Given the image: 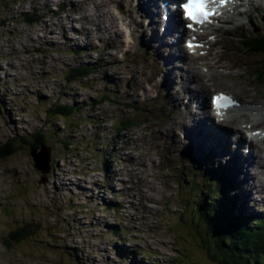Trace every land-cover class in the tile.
I'll return each mask as SVG.
<instances>
[{"label":"rangeland","instance_id":"rangeland-1","mask_svg":"<svg viewBox=\"0 0 264 264\" xmlns=\"http://www.w3.org/2000/svg\"><path fill=\"white\" fill-rule=\"evenodd\" d=\"M60 1L65 9L53 15ZM137 2L122 0L125 19H121L118 0H0V146L12 141L15 148L0 159V264H213L210 254L198 249L202 236L196 231L204 228V222L195 203H202L205 210L211 205L221 219L246 231L261 229L264 201H242L239 180L247 190L257 186L264 177V157L258 167L263 174L242 176L235 161L224 164L227 157L235 158L232 141L238 134L234 131L222 160L215 151L201 154L200 143L193 141L198 136L195 129L189 142H183L186 146H179L166 127L176 124L178 134L194 128L196 124L184 125L183 119L190 113L196 118L208 113L213 91L264 102V82L257 85L249 76L260 59L236 43L241 34L264 31V0L245 1L238 15L228 14L219 29L218 23L211 27L219 36L209 37L214 42L211 51L206 56L197 51L191 60L181 57L180 67L168 55L172 46L167 43L172 40L162 37L160 28L156 33L150 15L139 10L137 24L132 13L138 10ZM35 9L38 15L51 14L28 24L22 11L32 14ZM111 15L114 26L107 20ZM156 17L161 19L160 14L155 21ZM46 19L50 25L44 24ZM57 25L68 30L70 40L61 46L54 44L63 40ZM73 31L89 40L80 38L81 43L73 46L69 37ZM151 33L157 40H150ZM48 37L51 44L44 43ZM183 38L178 48L183 47ZM90 42L91 50L85 51ZM24 47L32 50L26 52ZM224 51L226 59L215 61L222 66H207ZM112 56L119 62H111ZM82 66L90 68L86 76L76 74L81 76L79 85L66 79L73 68ZM114 68L127 74L111 77ZM199 72L208 85L205 112L190 94ZM68 80L71 84L63 87ZM128 84L133 85L129 91ZM63 103L81 109L67 119L52 115L49 107ZM238 108L219 127L232 130L242 125L243 132L264 129V121L252 119L249 107ZM241 115H248L246 123L241 124ZM122 120L132 124L123 127ZM242 131L241 152L256 150ZM42 134L45 142L32 146ZM194 146L199 156L191 155ZM45 147L49 168L42 173L32 156ZM141 161L145 167L137 168ZM229 170L236 175L232 187ZM96 183L102 188L94 194L98 198H90L86 189ZM17 229H23L24 236L9 239L5 246L6 233ZM212 237L206 235L209 244Z\"/></svg>","mask_w":264,"mask_h":264},{"label":"bare ground","instance_id":"bare-ground-1","mask_svg":"<svg viewBox=\"0 0 264 264\" xmlns=\"http://www.w3.org/2000/svg\"><path fill=\"white\" fill-rule=\"evenodd\" d=\"M129 1L132 2V3L134 2V0H129ZM121 2H122V0H118L117 6L119 7L121 19H125V16L123 14V11L121 10ZM101 4H102V1L100 2L99 5H101ZM136 7L138 8V10L137 9H133V12L132 13H133V16L137 20V24H138V19H137L138 18V13H139V10H140L143 13H145V14L147 13V14L150 15L151 22L153 21L152 22V25L154 23L155 29H156V33H158L157 28H158V25H159V21L160 20L156 17L157 21H155V18L154 17H155V15H157V12H159L161 10V6H159V0H144V1L143 0H138ZM104 18H105L104 17V14H100V19L103 20ZM109 18H110V23H112L113 26H114L115 17L113 15H111V16H109L107 18V20ZM174 18L176 20H181L180 17L177 14H174ZM113 26H108V28H111ZM59 29H60V32H59L60 33V36L63 38V40L62 41L61 40L55 41L54 44L55 43H59L60 46H61V45H64V42L66 40L67 41H70V40L67 39V37H68V34H67L68 33V30L65 29V28H63V27H59ZM180 30H183V31L187 32V30H184V25L182 23H180V24H178V27H177L176 30H175V27H169L165 33H161V34H162V37L170 38L173 35H175L176 33H178ZM96 34H99V33L96 32ZM249 34H250V32H249ZM49 39H50L49 37L46 38L44 40V43H50L51 44V42H50ZM153 39H156V38L151 33L150 40H153ZM32 42H34V39L32 40ZM167 45L172 46L173 53H172V51L170 49H168V55L170 56V58L172 60L179 61V64H178L179 67H180V61L184 60L181 57H183V58L188 57V59H190V60L195 57L193 55H186V54H184L180 50V48H178V43H172L171 42V44H168L167 43ZM88 46H93V45L90 42V43H88ZM160 46H163V45H161L159 43V47ZM23 49H25L26 52L32 50V49H30V47H24ZM27 49H30V50H27ZM220 58H224V57L223 56H219L218 59H220ZM145 59L148 60L149 58L146 57ZM111 62L118 63L119 60L115 56H112ZM190 63L192 64V61ZM202 64H205V63H202ZM76 68H78V67L73 68V70H76ZM154 69L156 70V75H158L159 74V70H157L156 67ZM84 70H85L84 71L85 73H83L81 75L86 76V74H89V72L87 71L88 69H84ZM65 72H67V70H65ZM204 72H207V70L204 71ZM113 73H114V75L110 74L111 77H114L116 75V73H117V75H119V74L126 75L127 74L123 69L119 70L118 68H114L113 69ZM199 75L202 77V73H200V72L198 73V76L197 77H199V78H197L196 84L193 86L192 92L190 94L192 95L193 99H196V102H197L199 108L203 112H205V109H204L205 108V104H206L205 95L207 94L208 85H207V83H205L201 79V77ZM212 76H213V74L210 73V77H212ZM80 77L81 76L74 75V76H71L70 79L73 78L75 80L74 83H77V82H79L81 80ZM130 78H131V80L134 81V85L136 86V88H140L141 87L139 85V82L136 79H134L132 77H130ZM190 78H192V77H190ZM182 79H183V77L180 80H182ZM201 80L204 83L199 84V82ZM70 84H71V80H68L67 84L66 85H63V87H67ZM77 85H79V83H77ZM1 98H3V100L5 99V97L2 94H1ZM136 99H137V94H136ZM260 105L261 106H258V103H252L251 101H249L247 99L244 100V101H243L242 98L240 99V106L242 108L243 107H249L247 109L250 111V115L252 116V119L257 116V117H259L260 120L264 121V114H263L264 112L262 113V110L264 109V103L262 102ZM209 107H210V105H209ZM238 109H240V108L237 107L235 109H232L227 114V117L231 113H233L235 110H238ZM206 112H208V111H206ZM6 113L8 114V116L10 115V112H8V111H6ZM210 117H212V116H210ZM210 117H209V114L208 113H203V115L200 116V117H198V118L194 117L192 113L187 114V116L183 119V124L184 125L185 124H188V125H195L196 124L194 128H192V126H189L188 128H183L182 130H180V133L178 134V133L175 132V129L177 128V125L174 124V123H172V124H168V126L166 127V129H167V132L166 133L172 138V140H174L176 142V144H178L180 146L181 143L185 142V140H188V137H191L192 136L193 130L195 129L197 135L198 136L201 135L200 142H199L200 143L199 145H200V148H201V154L204 155V156H206V155H210L212 153V151H215V153L218 154L216 157L217 158L222 157V160H223L224 159L223 156H225V155L227 156V150H228V147L230 146L229 144H230L231 140H233V137L230 134V131H234L235 134L236 133L238 134L236 136L237 137L236 141H232L233 144H234L232 149L234 150L233 152L235 154V158L230 159L229 157H227V159L225 160V163L224 164H226V163H232V162L235 161L234 162V166L241 167V174H242V176L244 175V172L246 173V175H247V173L250 174L251 172L252 173H256V174H263L261 170H258V167L262 164V158L264 157V136H260V135L259 136H254L255 140H252V146H254L256 150H254L252 148L253 149V154L251 156H248L247 157V155L243 154V152H241L242 150L239 149V147H240L239 145L241 143V139H240V137H241L240 128H241L242 125H240V127L235 126V129L232 128V130L231 129H223V128L217 127V125H215L213 123V121L211 120ZM247 119H248V115L247 116L246 115H241V121H242L241 124L246 123V120ZM247 123H248V121H247ZM213 124L215 125V127H213ZM245 127H247V125ZM247 130L252 131V129H247ZM210 134H213V135L211 137H209ZM190 143H192V142H190ZM182 145L185 146L184 143ZM234 147H235V149H234ZM255 152H256V155H255ZM191 155L192 156H199V154L196 153V146H194V151H193V153ZM194 159L199 160L196 157ZM133 161H135V160H132V162ZM203 164H204V162H203ZM136 165H137V168H144L145 167L142 161L140 163H136ZM249 165H251V166L254 165V167L256 166V168H257L256 171L251 170V167H249ZM260 168L261 167H259V169ZM234 173H235V168H234ZM227 177H229V180L232 181V183L230 185L232 187V184L235 183V181H236L235 180L236 175L233 176V173L229 170V172H227ZM137 178H139V177L137 176ZM250 178H251V175H250ZM245 179H246V176H245ZM239 181H240V183H243L242 184L243 190L239 194L241 200L242 199L243 200H247V199H252L253 200L254 199L256 201H264V177L262 178V180H259L260 183L257 186L249 187L250 190L249 189L247 190V189L244 188V181H242V180H239ZM148 183H151V181H148ZM97 187H101V186H99L96 183V186L95 187H90V188L86 189L88 192H90L89 193L90 194V198H98L97 195H98V193H99L100 190H97ZM204 190H205V188H204ZM94 194H97V195H94ZM101 198H103V196ZM187 202H186V204H187Z\"/></svg>","mask_w":264,"mask_h":264},{"label":"trees","instance_id":"trees-1","mask_svg":"<svg viewBox=\"0 0 264 264\" xmlns=\"http://www.w3.org/2000/svg\"><path fill=\"white\" fill-rule=\"evenodd\" d=\"M59 7L62 9L63 5H60ZM28 12L29 11L24 14V17H27V23L38 21L40 19L36 9L32 14ZM42 13L44 16L49 14L48 12ZM246 47L251 54H255L259 57L260 60L257 65L263 68L259 77L264 76V32L262 35L257 37V40L253 41ZM82 68H76L75 71L66 74V79H69L73 74H83L85 73L84 69H88L90 67L82 66ZM49 108V110L52 111V115L62 116L67 119L72 113L81 109V106L64 104L52 105ZM121 124L123 127H128L132 123L122 120ZM44 142L45 136L42 134L40 135L38 141L32 146L39 145ZM14 149V147L12 148V141H7L4 145H2V147L0 146V159H3L7 155L11 154ZM217 181L221 184V186H223V190H225L226 186L224 183L220 180ZM195 205H197L196 209L198 211V215L200 216L199 218L204 222V228L199 231H196L194 226L191 225L193 229L202 236V244L201 246L199 245L198 249L201 253L203 251H207V254H210L213 264H264V222L258 226L261 229H251L246 231L239 227L236 223L226 221L224 217L221 219V214L214 210L211 205L208 204L209 208L207 210H205V206L202 205V203H195ZM113 231L115 234H118L117 226H114ZM24 234L25 232L23 229H17L6 233V239L4 242L5 246H9V239L18 241L24 236ZM210 234L213 236L211 244H209L208 239H206V235L210 236ZM122 260L127 259L124 257ZM128 260L127 262H129Z\"/></svg>","mask_w":264,"mask_h":264},{"label":"snow or ice","instance_id":"snow-or-ice-1","mask_svg":"<svg viewBox=\"0 0 264 264\" xmlns=\"http://www.w3.org/2000/svg\"><path fill=\"white\" fill-rule=\"evenodd\" d=\"M228 3V0H186L183 3V13L187 20L191 21L187 27L192 28L193 24L203 25L211 22V17L219 14V7ZM189 47H195L189 43ZM214 104L219 113L220 109L227 108L233 103L226 95H219L214 98Z\"/></svg>","mask_w":264,"mask_h":264},{"label":"water","instance_id":"water-1","mask_svg":"<svg viewBox=\"0 0 264 264\" xmlns=\"http://www.w3.org/2000/svg\"><path fill=\"white\" fill-rule=\"evenodd\" d=\"M46 150L43 149L39 153H36L34 156H32V157H34L33 160L36 162V163H34L35 167L39 171H41L42 173L47 172V170L49 168L47 166L48 162H49V151H48V148H46Z\"/></svg>","mask_w":264,"mask_h":264}]
</instances>
